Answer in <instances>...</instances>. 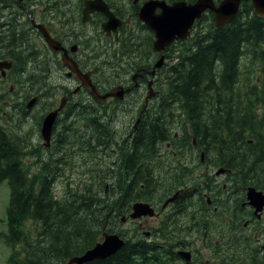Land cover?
<instances>
[{
	"label": "flooded vegetation",
	"instance_id": "af4514ba",
	"mask_svg": "<svg viewBox=\"0 0 264 264\" xmlns=\"http://www.w3.org/2000/svg\"><path fill=\"white\" fill-rule=\"evenodd\" d=\"M198 1L0 0V133L18 136V142L23 134L28 146L42 149L52 159L72 161L74 169L90 158H111V151L116 156L115 148L129 145L126 160L142 163L145 175L139 192L130 182L137 177L129 172L125 222H129L130 264H138V259L131 260L140 250L146 253L141 264H264L260 171L256 164L244 167L240 161L239 167L237 159L228 157V151L236 148L245 155L246 127L230 129L225 119L215 130L219 143H214L212 128L183 121L188 113L180 104L167 102L172 84L188 66L186 55L195 50L192 39L225 31L239 17L264 19V14L257 12L253 0H241L242 14L219 27L213 7L224 0H206L186 39H172L156 49V30L144 18L159 17L176 3ZM20 86L26 95L21 96ZM114 88L124 92L122 98ZM29 97L36 98L31 109ZM77 108L97 117L92 121L85 114L91 131L72 127ZM52 111H57V118L46 146L42 126ZM33 118L35 127L27 128ZM102 129L110 137L100 136ZM35 131L40 135L38 143L30 137ZM231 131L236 139L230 146L225 142ZM148 132L153 135L146 142ZM256 139L248 138V146H256ZM251 188L260 192L257 199L248 195ZM137 195L142 196L135 199ZM136 202L148 203L153 213L132 217Z\"/></svg>",
	"mask_w": 264,
	"mask_h": 264
},
{
	"label": "trees",
	"instance_id": "16d2710c",
	"mask_svg": "<svg viewBox=\"0 0 264 264\" xmlns=\"http://www.w3.org/2000/svg\"><path fill=\"white\" fill-rule=\"evenodd\" d=\"M192 40L195 50L186 55L188 66L182 68L180 78L171 86L170 99L173 102L170 99L167 102L180 104L182 110L188 113L182 118L183 121L197 128H212L213 131L223 126L225 119L226 127L236 129L240 121L234 120L231 115L239 111L245 119L241 127L253 130L243 139L255 136L256 146L245 149V155L239 154L238 148L233 150L234 155L233 151H228V157L237 159V162L242 161L245 166L256 164L264 183V96L252 84H242L238 80L241 55L250 51L252 65L255 64L254 59H264V19L239 17L225 31L216 32L213 36H197ZM173 74L175 76V72ZM216 91L235 92L236 97H224ZM175 95L181 96V101ZM246 98H250V101L244 103ZM258 98H261V102ZM257 106L261 110L254 109ZM212 108L214 111L211 112ZM85 114L92 121L97 119L91 112ZM85 114L79 108L76 109L73 128L80 126L83 131H91ZM234 132L228 134L225 144L232 145L236 139ZM105 133L102 129L99 135ZM158 135L161 136L160 133ZM212 135L214 143H219V133L214 131ZM21 136V142H18V136L0 133V183L8 180L11 188L7 208L8 232L3 234L11 248L9 264L66 262L70 257L94 246L101 240L105 230L124 235L121 217L123 213L129 212L130 183L127 175L130 172L137 177L130 182L139 192L143 191L142 180L145 176L141 171L142 163L138 165V161L129 163L126 160L129 149L122 153L124 157H120L117 173L110 166L97 168L92 165L81 172L82 175L92 177L91 180L86 177L77 180L69 177L66 172L69 170L70 173L74 169L72 162L68 163L64 158L52 159L48 154L39 156V149H29L24 142V135ZM90 170L98 172L90 176ZM60 172L67 175L62 181L65 192L61 197L54 191ZM138 180L142 182H135ZM141 196L137 195L135 199ZM98 201L100 214L111 215V219L107 217L102 222H96L95 202ZM123 201L125 204H122ZM138 253V258H132L131 262H136V259L139 260L138 264L143 262V251ZM86 264H130L129 239L113 256Z\"/></svg>",
	"mask_w": 264,
	"mask_h": 264
},
{
	"label": "water",
	"instance_id": "95a60500",
	"mask_svg": "<svg viewBox=\"0 0 264 264\" xmlns=\"http://www.w3.org/2000/svg\"><path fill=\"white\" fill-rule=\"evenodd\" d=\"M206 0H199L194 5H186L185 3L176 4L166 8L163 15L155 17L152 20H148V23L156 30L157 40L155 42V48L160 49L164 45L169 44L172 39L186 38L188 30L191 28L194 20L200 16L202 10L206 7ZM241 0H224L219 7H213L216 11L217 26L222 27L228 23L233 17L236 16ZM254 5L258 9L259 13L264 14V0H254ZM263 6V7H262ZM144 11V15L147 11ZM49 39V38H48ZM50 41V40H49ZM5 64V63H4ZM161 62L158 63L160 65ZM117 95L123 97L124 92L117 88ZM113 92L105 94L103 97L112 95ZM36 101L33 98L29 106H32ZM56 112L48 114L43 122L42 135L45 140H49L52 133V126L55 121ZM253 195V196H252ZM250 197L257 199L258 195L251 189ZM148 203L136 202L133 206L132 217H140L146 214H152ZM125 220V219H124ZM126 244V240L117 233H104L103 240L98 242L94 247L88 249L82 255L74 256L68 262H55L54 264H85L93 260H105L110 256L117 253Z\"/></svg>",
	"mask_w": 264,
	"mask_h": 264
},
{
	"label": "rangeland",
	"instance_id": "374dc122",
	"mask_svg": "<svg viewBox=\"0 0 264 264\" xmlns=\"http://www.w3.org/2000/svg\"><path fill=\"white\" fill-rule=\"evenodd\" d=\"M204 53H206V50L204 51ZM249 56H250V54H248V57L247 58H245L244 59V61L242 62L243 63V65H247V67H248V69L250 70V71H252V65L251 64H247V61H248V58H249ZM260 68V65L259 64H257V66H256V69H259ZM246 74H244L243 75V80H245L246 79ZM260 86L262 87L263 86V84L260 82ZM243 91H245V89H243ZM29 93H30V91H29ZM20 94H21V96H24V95H26L27 93H26V90H23V91H20ZM258 100H259V102H261V98H258ZM263 100H264V98H263ZM28 102V101H27ZM0 106H2L1 104H0ZM35 122H36V119L35 118H33L32 120H31V122H30V125H26L27 126V128H31V127H35ZM118 124L120 125V123L118 122ZM132 127L131 126H129V130L131 129ZM215 131V130H214ZM213 131V132H214ZM212 132V133H213ZM152 134L150 133V132H148L147 134H146V137L144 138V141H146V142H148V137H150ZM139 136V135H138ZM137 136V137H138ZM30 137H31V139L33 140V142L34 143H38V142H40V135H39V133L37 132V131H35L34 133H32L31 135H30ZM136 137V138H137ZM44 141V140H43ZM190 141H191V139H190ZM45 143V142H44ZM126 147V148H125ZM129 146H124V148H121L120 149V151H122V153H124V151H125V149H127ZM29 149H33L34 147L33 146H29L28 147ZM43 150L41 149H39L38 150V154H39V156L40 155H43ZM112 153H114V152H112L111 151V154ZM40 159V158H39ZM42 160L44 161V157L42 158ZM90 160L91 161H89V162H86V163H84L83 165H79V166H75V169H74V171L72 172L73 174H74V176H73V178L74 179H77V180H82V179H86V178H88V180H91V178L92 177H88V176H86V175H82L81 174V172L84 170V169H87L88 167H91L92 165L93 166H96L97 168H101L102 166L104 167V166H110V167H118V165H119V163L117 162L116 164H115V162H114V164L116 165H113V166H111L113 163H112V157L111 158H103V159H95V160H93V158H90ZM42 161V162H43ZM27 162L29 163L30 161H29V159H27ZM139 163V162H138ZM74 164V163H73ZM108 164H110V165H108ZM80 172H79V171ZM69 171V170H68ZM104 171H105V169H104ZM104 171L102 172V174H104ZM97 172L98 171H96L95 173L94 172H92V171H90V173H89V175L90 176H93V175H95V174H97ZM114 173H117V170L116 169H114V171H113ZM71 174V173H70ZM84 177H86V178H84ZM129 179V178H128ZM62 180L63 179H59L57 182H56V184H55V186H54V191H55V193H56V195L57 196H59V197H61L63 194H64V192H65V189H64V184H63V182H62ZM153 185L155 186V184L153 183ZM10 193H11V188H10V185H9V181L8 180H4L2 183H0V264H9L8 263V260H9V257H10V254H11V248H10V246L5 242V240H4V238H3V234L4 233H7L8 232V223H7V208H8V205H9V202H10ZM119 203V201H117L116 202V204H118ZM99 204H100V202L98 201V202H95V208H97V212H96V214H95V220H96V222H102V221H104V219H106L107 217L109 218V219H111V215H109V216H102L101 214H100V212H99V208H100V206H99ZM122 204H125L124 203V201H123V203ZM128 213V212H127ZM127 213H123V217L121 218V220H123L124 221V219H126L125 218V215H127ZM121 226H122V228H123V230H124V234L126 235V237L127 238H129V222H122L121 221ZM95 227H97V226H94V228ZM34 236H36V234L34 235Z\"/></svg>",
	"mask_w": 264,
	"mask_h": 264
},
{
	"label": "bare ground",
	"instance_id": "6f19581e",
	"mask_svg": "<svg viewBox=\"0 0 264 264\" xmlns=\"http://www.w3.org/2000/svg\"><path fill=\"white\" fill-rule=\"evenodd\" d=\"M183 3H184V2H183ZM176 4H180V3H176ZM176 4H175V5H176ZM240 4H241V1H240ZM28 52H29V51H28ZM34 56H35V54H34ZM37 58H38V57H37ZM39 58H40V57H39ZM28 61H29V60H28ZM38 61H39V60H38ZM35 62H36V61H35ZM45 62H46V61H45ZM26 63H27V62H25L24 64H26ZM43 63H44V62H43ZM46 63H48V61H47ZM47 66H48V65H47ZM24 67H25V66H24ZM112 72H113V71H112ZM21 75H22V74H21ZM165 76H166V75H165ZM23 77H24V76H23ZM55 77H56V76H55ZM58 77H59V76H58ZM21 78H22V77H21ZM27 79H28V78H27ZM44 79H45V78H44ZM53 79H54V78H53ZM168 79H169V78H168ZM56 80H57V79H56ZM52 81H53V80H52ZM18 82H19V80H18ZM30 82H31V81H30ZM50 82H51V81H50ZM53 82H54V81H53ZM57 82H58V81H57ZM59 82H60V81H59ZM28 83H29V82H28ZM31 83H32V82H31ZM34 83L37 84L36 82H34ZM40 83H41V82H40ZM62 83H63V82H62ZM1 84H2V83H1ZM17 84H18V83H17ZM22 84H23V83H22ZM25 84H27V82H26ZM32 84H33V83H32ZM49 84H50V83H48V85H49ZM3 86H4V84H3ZM28 86H30V84H29ZM42 86H43V85H42ZM20 87H21V86H20ZM45 87H46V85H45ZM56 87H57V86H56ZM7 88H8V87H7ZM16 88H17V87H16ZM18 88H19V87H18ZM53 88H54V87H52V90H54ZM61 88H63V87H61ZM50 89H51V88H50ZM5 90H6V89H5ZM5 90H4V91H5ZM9 90H10V89H9ZM23 90H24V89L21 87V88H20V91H23ZM57 90H58V89H57ZM57 90H56V91H57ZM60 90H61V89H60ZM50 91H51V90H50ZM8 92H9V91H8ZM52 93H53V92H52ZM56 93H57V92H56ZM68 93H69V91H68ZM8 94H9V93H8ZM34 94H35V93H34ZM5 95H6V94H5ZM5 95H4V96H5ZM35 95H36V94H35ZM55 95H56V94H55ZM95 95H96V94H95ZM8 96H9V95H8ZM32 96H33V95H32ZM52 96H53V95H52ZM33 97H34V96H33ZM43 97H44V96H43ZM54 97H55V96H54ZM29 98H30V97H29ZM41 98H42V97H41ZM120 98H122V97H120ZM32 99H33V98H30V99L28 100V102H27V106H28L29 109H31V108L33 107V105H34V104H33L32 106H29V103H30V101H31ZM53 99H54V98H53ZM168 99H169V98H168ZM174 99H175V97H174ZM170 100H172V99H170ZM37 101H38V100H37ZM170 102H171V101H170ZM172 102H173V100H172ZM176 102H177V101H176ZM23 104H24V103H23ZM72 105H73V104H72ZM206 105H207V104H206ZM6 106H7V105H6ZM34 106H36V105H34ZM18 107H19V106H18ZM170 107H171V106H170ZM16 108H17V106H16ZM23 108H24V107H23ZM34 108H35V107H34ZM175 108H176V107H175ZM177 108H178V107H177ZM98 109H99V108H98ZM19 110H20V109H19ZM21 110H22V108H21ZM21 110H20V111H21ZM32 110H33V109H32ZM100 110H101V109H100ZM175 110H176V109H175ZM22 111H23V110H22ZM22 111H21V112H22ZM172 111H173V110H172ZM178 111H180V110L178 109ZM17 112H18V111H17ZM52 112H56V117H55V120H56V118H57V111H52ZM52 112H50V113H52ZM181 112H182V111H181ZM18 113H19V112H18ZM50 113L48 112V114H50ZM175 113H176V112H175ZM22 114H23V113H22ZM48 114H47V115H48ZM47 115H46V116H47ZM107 115H108V114H107ZM12 116H13V115H12ZM22 116H24V114H23ZM72 116H73V115H72ZM19 117H20V115H19ZM101 117H102V116H101ZM106 117H107V116H106ZM111 117H112V116H111ZM177 117H178V116H177ZM73 118L76 119L75 115L73 116ZM66 119H67V118H66ZM70 119H71V118H70ZM178 119H179V118H178ZM62 120H63V119H62ZM64 120H65V119H64ZM99 120H100V119H99ZM110 120H111V119H110ZM157 120H158V118H157ZM152 122H153V121H152ZM154 122H155V121H154ZM173 123H174V122H173ZM177 123H178V122H177ZM148 124H151V123H148ZM158 124H160V123H158ZM162 124H163V123H162ZM65 125H66V124H65ZM157 126H158V125H157ZM106 127H107V126H106ZM139 127H140V126H139ZM107 129H108V127H107ZM154 129H155V127H154ZM213 129H214V128H213ZM9 130H10V129H9ZM13 130H14V129H13ZM109 130H111V129L109 128L108 131H109ZM121 130H122V129H121ZM111 131H112V130H111ZM212 131H213V130H212ZM136 132H137V131H136ZM109 133H110V132H109ZM115 134H117V133H115ZM137 134H138V133H137ZM101 135H104V134H101ZM101 135H100V136H101ZM105 135H106V134H105ZM107 135H108V133H107ZM108 136H109V135H108ZM113 136H114V135H113ZM117 136H118V135H117ZM109 137H110V136H109ZM118 137H119V136H118ZM50 138H51V135H50ZM50 138H49V140H45L44 137H43V140H44L46 146L49 145V143H50ZM97 139H98V138H97ZM126 139H127V138H126ZM126 139H125V140H126ZM120 140H121V139H120ZM120 140H119V141H120ZM166 140H167V139H166ZM160 141H161V140H160ZM164 141H165V140H164ZM96 142H97V140H96ZM99 142H100V139H99ZM191 142H192V140H191ZM199 143H201V142H199ZM43 144H44V143H43ZM142 144H143V143H142ZM191 144H192V143H191ZM33 145H35V144H33ZM90 145H91V144H90ZM96 145H97V144H96ZM100 145H101V144H100ZM143 145H144V144H143ZM123 146H124V145H123ZM128 146H129V145H128ZM148 146H149V145H148ZM244 146H245V145H244ZM57 147H58V146H57ZM84 147H85V146H84ZM146 147H147V146H146ZM100 148H101V147H100ZM104 148H105V147H104ZM123 148H124V147H123ZM125 148H126V147H125ZM242 148H243V146H242ZM93 149H94V148H93ZM106 149H107V148H106ZM128 149H129V147L127 148V150H128ZM110 150H111V149H110ZM114 150H116V154H117V155L115 156V152L112 153V163H113V164H112L111 166L115 165L117 162L120 164V157H121V156L124 157L123 154H122V151H120V150H118V149H116V148H115ZM125 150H126V149H125ZM146 150H147V149H146ZM119 151H120V152H119ZM98 152H100V151H98ZM103 152H104V151H103ZM100 153H101V152H100ZM105 155H106V154H105ZM109 156H110V155H109ZM219 157H220V156H219ZM221 157H222V156H221ZM74 158H75V156H74ZM74 158H73V159H74ZM54 159H55V157H54ZM216 159H217V158H216ZM220 159H221V158H220ZM224 159H225V158H224ZM37 162H38V161H37ZM56 162H57V161H56ZM71 162H72V161H71ZM73 162H74V161H73ZM114 162H115V164H114ZM71 164H72V163H71ZM236 164H239L238 166L241 167V165H240V160H239L238 162H236ZM214 165H215V164H214ZM69 166H70V165H69ZM115 166H116V165H115ZM119 166H120V165H118V167H119ZM238 166H237V167H238ZM243 166H245V165H243ZM118 167H117V168H116V167H114V168H113V167H110V168H111L112 171H114V169L118 170ZM32 168H33V167H32ZM58 168H59V167H58ZM106 168H107V167H106ZM243 168H244V167H243ZM59 169H60V168H59ZM120 170H121V169H120ZM90 171H91V170H90ZM92 171H93V170H92ZM103 171H104V170H103ZM112 171H111V172H112ZM134 171H135V170H134ZM88 172H89V171H88ZM89 173H90V172H89ZM72 174H73V173H72ZM99 174H100V173H99ZM73 175H74V174H73ZM90 175H91V174H90ZM119 175H120V173H119ZM248 175H249V174H248ZM66 176H67V175H66ZM58 177H59V179H64V178H65V177H64V174H61V172H60V174H59ZM127 177L129 178V175H127ZM65 179H66V178H65ZM124 179H125V178H124ZM56 180H57V179H56ZM107 180H108V179H107ZM125 180H126V179H125ZM139 181H140V180H139ZM142 181H143V180H142ZM69 183H70V182H69ZM137 183H138V182H137ZM142 183H143V182H142ZM144 184H145V183H144ZM125 218H126V217H125ZM125 220H126V219H125ZM125 220H124V221H125ZM122 231H123V230H122ZM104 233H117V232H109V231H106V230H105V231H103V234H102V237H101L102 239H103V237H104ZM117 234H119V233H117ZM123 234H124V233H123ZM120 235H121V234H120ZM121 236H122V235H121ZM122 237L126 240V242H127V239H129V238L126 237L125 234H124ZM102 239H101V240H102ZM101 240H100V241H101ZM140 246H141V245H140ZM92 247H93V246H92ZM92 247H90V248H88V249H91ZM88 249H87V250H88ZM131 249H132V248H131ZM87 250H86V251H87ZM129 250H130V249H129ZM132 250H133V249H132ZM86 251H85V252H86ZM83 253H84V252H83ZM83 253H81V254H77V255H74V256H79V255H82ZM138 254H139V253H138ZM143 254H146V253L143 252ZM74 256H72V257H74ZM133 256H134V255H133ZM72 257H70L68 260H70ZM150 259H151V258H150ZM68 260H67L66 262H68ZM93 261H95V260H93ZM93 261H91V262H93ZM66 262H63V263H66ZM88 263H90V262H88ZM85 264H86V263H85Z\"/></svg>",
	"mask_w": 264,
	"mask_h": 264
}]
</instances>
